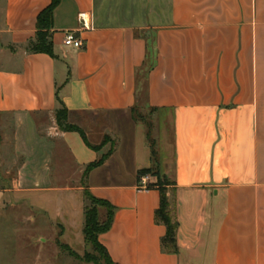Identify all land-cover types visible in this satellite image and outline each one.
Returning a JSON list of instances; mask_svg holds the SVG:
<instances>
[{"label": "crops", "instance_id": "0c3cea01", "mask_svg": "<svg viewBox=\"0 0 264 264\" xmlns=\"http://www.w3.org/2000/svg\"><path fill=\"white\" fill-rule=\"evenodd\" d=\"M51 2L0 0V264L85 252L86 192L112 264H264V0H60L40 30Z\"/></svg>", "mask_w": 264, "mask_h": 264}, {"label": "trees", "instance_id": "16d2710c", "mask_svg": "<svg viewBox=\"0 0 264 264\" xmlns=\"http://www.w3.org/2000/svg\"><path fill=\"white\" fill-rule=\"evenodd\" d=\"M60 0H52L50 6L42 11L38 17V27L39 29H49L54 10L59 5ZM30 49L34 53H50V45L47 44L45 39V34L40 32L38 34V39L35 43L30 44ZM68 112L65 108H61L56 113V119L58 124L65 130L69 132H80V130L73 125L66 124ZM82 134V133H81ZM83 136V134H82ZM105 157L98 161L96 164L91 165L87 171L92 170L93 168L100 166L104 161ZM143 177L154 178V183H149L148 189L152 187H156L160 194V206L156 211L155 218L158 223L163 224L166 227V236L163 239V245L166 248H170L175 245V231H176V224H173L171 213H170V206L166 198V190L165 187L169 185V181L166 178H163L158 174V172L154 169H144L138 173V179ZM86 200L89 203H92L93 206H88L86 208L85 213V227H84V237L88 245H90L96 252L103 255L104 260L108 264H112L106 250L100 245L98 241V236L107 232L112 223L113 217V208L105 201L97 200L92 197L89 193H85ZM94 206H101L107 210V217L104 222H100L99 215L97 209ZM65 250V249H64ZM69 252L70 255L76 256L75 253L66 250Z\"/></svg>", "mask_w": 264, "mask_h": 264}, {"label": "rangeland", "instance_id": "374dc122", "mask_svg": "<svg viewBox=\"0 0 264 264\" xmlns=\"http://www.w3.org/2000/svg\"><path fill=\"white\" fill-rule=\"evenodd\" d=\"M66 118H67L66 124H68V125L72 124V122H74V121L75 122L77 121L76 118L74 119V118L69 117V116H67ZM88 206H93V205H92V203L88 202ZM94 208L97 209L98 215H99V212H101L102 221L104 220L103 219L104 217L106 219L107 212H106L105 208L103 209V207H101V206H94ZM52 249H53V252L49 251V253H52L51 256L54 260L52 262V264H108L104 260L103 255L96 252L90 245H87V249L85 252L81 253L80 255H76V256L70 255L69 252H67L64 249H62V250L58 249V252H61V253L59 254V256H57V253H55L56 249H54V247Z\"/></svg>", "mask_w": 264, "mask_h": 264}, {"label": "built area", "instance_id": "2783aa9c", "mask_svg": "<svg viewBox=\"0 0 264 264\" xmlns=\"http://www.w3.org/2000/svg\"><path fill=\"white\" fill-rule=\"evenodd\" d=\"M81 18L83 20V16H81ZM77 35H78L77 32H66L64 35V40H63L64 47L72 48V49H76V50L82 49L83 43ZM140 180H141L140 187L142 189H148V185L150 183V178L149 177H143Z\"/></svg>", "mask_w": 264, "mask_h": 264}]
</instances>
